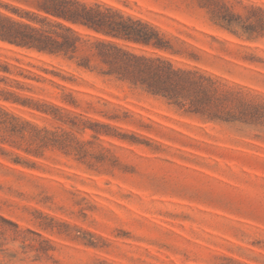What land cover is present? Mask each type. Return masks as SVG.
<instances>
[{
  "label": "rangeland",
  "instance_id": "obj_1",
  "mask_svg": "<svg viewBox=\"0 0 264 264\" xmlns=\"http://www.w3.org/2000/svg\"><path fill=\"white\" fill-rule=\"evenodd\" d=\"M41 1L0 0V14L39 26ZM83 1L149 22L181 53L120 45L264 104L260 27L234 34L196 0ZM211 1L245 24L264 11ZM76 60L0 40V264H264V113L210 120Z\"/></svg>",
  "mask_w": 264,
  "mask_h": 264
},
{
  "label": "trees",
  "instance_id": "obj_2",
  "mask_svg": "<svg viewBox=\"0 0 264 264\" xmlns=\"http://www.w3.org/2000/svg\"><path fill=\"white\" fill-rule=\"evenodd\" d=\"M196 1L209 7L215 23L234 34L251 38L259 27L264 30L261 9H252L253 14L247 20H254L245 24L221 14L211 0ZM39 10L45 14L39 26L0 14V40L40 53L76 58L79 67L139 86L210 120L258 123L263 117L264 104L247 99L240 91L220 89L211 75L176 66L156 53L134 52L117 42L181 53L164 32L147 21L103 3L83 0H42ZM258 12L260 16H256ZM77 28L95 35H84ZM191 56L197 58L195 54Z\"/></svg>",
  "mask_w": 264,
  "mask_h": 264
}]
</instances>
